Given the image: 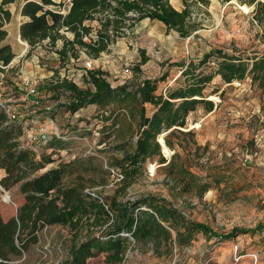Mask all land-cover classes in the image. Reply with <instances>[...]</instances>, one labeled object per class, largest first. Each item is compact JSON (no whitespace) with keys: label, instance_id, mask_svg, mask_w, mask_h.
Instances as JSON below:
<instances>
[{"label":"rangeland","instance_id":"374dc122","mask_svg":"<svg viewBox=\"0 0 264 264\" xmlns=\"http://www.w3.org/2000/svg\"><path fill=\"white\" fill-rule=\"evenodd\" d=\"M22 1L18 0L9 7L12 19L7 26L10 32L8 40L18 56L10 69L0 72V80L4 81L0 88L16 105L20 115L29 117L33 115V109L25 82L28 79L40 80L38 91L42 104L36 109L35 121L29 122L32 126L26 135L33 137L34 128L44 126L42 133L49 137L61 136L67 143L66 149L55 150V161L44 170L80 158L87 162L89 172L86 177L98 181L96 170L102 165L107 166L113 156H122L123 150L117 149L118 144L127 142L129 149L134 146L138 120H130L126 108L113 105L103 109L108 113H103V116L98 115L101 110L98 104L88 105L75 114L66 109H61L54 116L47 113L46 107L56 102L47 91L51 82L65 77L69 68L73 77V72L81 69L84 60L91 59V56L83 54L78 61H71L64 68L57 51L43 45L38 53L34 52L40 55V64L27 53L19 57L24 49L17 37L18 24L22 20ZM56 1L62 3L66 0ZM170 3L178 10L189 4L192 11L190 21L198 24L197 30L188 37H182L157 20L138 22L135 32L119 37L108 51L93 61L95 68L107 73V80L113 87L135 82L133 68L140 63L141 50L150 57L141 66L142 75L165 77L159 83V92L182 85V81L177 80L181 67L175 63H198L211 49H222L243 57H253L264 51V28L254 21L250 13L252 7L246 5L247 9H244L236 1L222 3L220 0H208L203 5L190 0H170ZM97 24L87 22L91 26ZM64 34L71 36L70 32ZM217 61L212 58L203 66V71L213 72L218 66ZM74 81L81 87L85 86V78L81 76L75 75ZM204 92L205 99L215 103L213 111L207 112L201 104L191 112L186 126L178 128L186 134L175 132L170 136L175 149L168 147V152H165L162 146L166 163L157 159L148 161L141 175L128 188L126 198L134 200L152 194L167 199L189 221L205 223L219 235L234 228L247 232H238L231 239L222 241L218 237L209 240L207 234L199 231L192 243L185 246L177 244L175 231H172L173 238L169 243L160 245L153 240L138 245L132 240L124 261L119 264H264V76L256 79L250 73L241 82L225 83L217 75ZM113 109V119L105 122V116ZM152 110L153 107L147 105V114ZM166 134L160 136L164 138ZM41 145L43 143L35 144L38 152L45 150ZM51 151V148L46 149L47 153ZM172 159H175L177 167L183 166L196 175L190 189L188 180L168 173L166 164ZM4 173L0 170V179ZM74 176L68 175L67 182ZM117 181L111 175L105 188L96 186L92 189H105L106 193L112 194L118 187ZM205 184L208 185L206 189ZM6 195L10 196L7 201ZM23 201L17 186L5 189L0 184V212L5 219L15 215ZM71 239L72 234L66 226L45 227L39 233V241L13 264L60 262L68 256ZM88 264L111 263L107 262L106 252H97L88 259Z\"/></svg>","mask_w":264,"mask_h":264},{"label":"trees","instance_id":"16d2710c","mask_svg":"<svg viewBox=\"0 0 264 264\" xmlns=\"http://www.w3.org/2000/svg\"><path fill=\"white\" fill-rule=\"evenodd\" d=\"M187 0H185L186 2ZM197 4H207L208 0H190ZM231 3L233 0H220ZM240 6L252 7L250 12L254 21L264 28V0H235ZM18 0H0V71L1 66L9 65L18 55L8 40L6 25L12 19L10 6ZM54 0H26L21 7V15L27 19L20 25V37L29 45V54L39 46L48 45L56 50L62 62L78 58L82 49L92 58H99L108 51L128 28L135 32L138 22L144 19L157 20L167 29L188 37L197 30L198 24L191 23L192 11L189 4L182 10L176 9L170 0H71L65 15L55 9ZM133 13V14H131ZM87 22H97L96 26ZM70 32L71 36L64 33ZM47 40V44L44 41ZM62 44L57 47V41ZM43 49V48H42ZM212 58L217 59V68L205 73L203 66ZM150 57L141 50V60L134 68L135 82L113 87L107 80V73L95 68L87 71L85 86H79L68 79H56L48 87L58 104L47 111L54 116L61 109L75 114L88 105H99V116L109 105L126 108L129 119L137 118V140L132 148L127 142L117 145L122 156L111 158L107 166L96 171L99 180L88 179L89 172L84 159L77 158L67 163H53L55 150H64L67 143L61 136L53 135L48 140L25 145L26 121H8L5 109L0 106V170L5 173L0 184L5 189L18 187L24 201L18 206L16 214L5 219L0 212V264H13L21 259L31 245L39 241L42 229L53 225H63L72 234L68 256L60 262L38 264H88V259L97 252L107 253V262L119 264L124 261L132 240L144 245L150 240L159 245L169 243L172 231L176 232V242L180 246L189 245L196 232H204L208 239L218 237L225 241L236 233L247 232L234 228L227 234L219 235L205 224L189 221L167 199L155 195L130 200L126 198L128 188L141 175L148 161L157 159L166 163L159 141L161 134L167 132L164 141L167 147L175 149L170 136L185 127L188 115L203 104L207 112L213 111V100L205 99V89L215 76L220 75L225 83L243 81L248 74L256 79L264 76V51L253 57L229 54L222 49H211L203 54L198 63L185 61L175 63L181 67L177 80L182 85L159 92L160 78L143 77L141 66ZM65 64V63H63ZM64 98V99H62ZM62 100L64 102H62ZM147 105L153 110L147 114ZM115 109L105 116V122L112 120ZM48 114V115H49ZM43 143L45 150L38 152L35 144ZM53 151L47 153L46 149ZM169 174L188 180L190 189L196 175L189 169L177 167L175 159L166 164ZM44 170V171H43ZM75 175L67 182L68 175ZM111 175L118 181L114 193L93 187L109 184ZM205 189L208 185H204ZM264 225L262 226V232Z\"/></svg>","mask_w":264,"mask_h":264},{"label":"built area","instance_id":"2783aa9c","mask_svg":"<svg viewBox=\"0 0 264 264\" xmlns=\"http://www.w3.org/2000/svg\"><path fill=\"white\" fill-rule=\"evenodd\" d=\"M54 1H55L56 5H49L48 8L55 9L60 14L65 15L67 13V11H68V6H69L71 0H66V1H64L62 3H57L56 0H54ZM131 14H133V13H131ZM132 33H133V31L131 29L125 28L124 29V34H122V35L129 36ZM18 41L24 47V49L22 50V52L19 55V57H23V55L25 53H27L29 56H32L33 60H36V62L40 64V55L37 54L38 53L37 51L39 49H41V46H39L38 49L36 51H34V52H37V53L32 52V54H29V45L25 41H23L20 36H18ZM44 44H47V40L44 41ZM61 44H62V41L58 40L56 46L59 47ZM50 49H52V48L50 47ZM83 54L84 55H88L86 50L82 49L80 51V56L78 58H70V60L67 61V62H62L61 61L62 65L64 66V68L68 67L70 65L71 61H78L82 57ZM58 56H59V54H58ZM94 60H96V59H94L92 57H91V59L89 58L88 60H84L82 68L78 69L76 72H73V77L70 76V70L71 69L69 68L68 69V74L65 77H62L60 79L61 80L68 79L69 81H72V82L76 83L74 81L75 75H78V76H81V77L85 78V76L87 75V71L88 70L95 69V66H93V61ZM14 61H15V59L9 65L1 66L4 69V71H0V72L1 73H5L8 69H10L12 67V64L14 63ZM63 63H65V64H63ZM3 82H4L3 80H0V85ZM54 82H56V81H54ZM40 84H41V81L38 80V79H28L25 82V86L27 88L28 96L31 98V106H32L31 108L33 109L31 111L33 113V115H31V117H32L31 122L35 121V120H33V118L36 117V114H37V113H35L36 109H38L41 106V104H42V99L39 96V91H38ZM59 102L60 101L53 102L51 105L46 107L47 108L46 110L47 111L51 110L54 107V105L58 104ZM62 102H64V101L62 100ZM0 106L5 109V112H6L7 116H8V121L19 120L21 118L22 119L26 118L25 115H23V116L20 115V112L17 111L16 105H14L13 103L10 102V98H8V97H6L4 95L3 89H1V88H0ZM38 116H40V115L38 114ZM28 124H29V122L26 121L25 126L28 125ZM43 127L44 126H41L40 128L35 127L34 128L35 135H33V137H32V135H29V136L26 135L27 130H29L31 128V126L30 127L26 126L25 127V135L22 137V141L24 142V144L25 145H32L34 142H39V141H45L46 142V140L49 139V136H47L46 133H42L41 132V131L44 130ZM263 233H264V230H263ZM253 257L256 260L258 259L256 254H254Z\"/></svg>","mask_w":264,"mask_h":264},{"label":"crops","instance_id":"0c3cea01","mask_svg":"<svg viewBox=\"0 0 264 264\" xmlns=\"http://www.w3.org/2000/svg\"><path fill=\"white\" fill-rule=\"evenodd\" d=\"M26 2V0H23L21 3H20V10H21V7L24 5V3ZM21 13V12H20ZM27 18L26 17H24V16H22V20L19 22V24H18V28H17V31H18V35H17V37L20 35V25H21V23H22V21H24V20H26ZM158 22H160V21H158ZM160 23H162V22H160ZM10 23H8L7 25H6V27L9 25ZM163 24V23H162ZM165 25V24H164ZM165 27H166V25H165ZM167 28V27H166ZM176 32V31H175ZM8 33H10L9 32V30H8ZM9 37V36H8ZM13 46V45H12ZM23 46V45H22ZM13 49H14V51L16 52V53H18L17 52V50L14 48V46H13ZM143 77H149V76H145L144 74H143ZM150 78V77H149Z\"/></svg>","mask_w":264,"mask_h":264},{"label":"bare ground","instance_id":"6f19581e","mask_svg":"<svg viewBox=\"0 0 264 264\" xmlns=\"http://www.w3.org/2000/svg\"><path fill=\"white\" fill-rule=\"evenodd\" d=\"M241 7L244 8V9H247V6H246V5H241ZM159 141H160L161 145L163 146V149L165 150V152H168V147H167V145L165 144V141H164V139H163L162 136L159 137ZM167 154H168V153H167ZM154 167H155V165L152 164V165H151V168L154 169ZM5 199H6V201L8 200L7 195L5 196Z\"/></svg>","mask_w":264,"mask_h":264},{"label":"water","instance_id":"95a60500","mask_svg":"<svg viewBox=\"0 0 264 264\" xmlns=\"http://www.w3.org/2000/svg\"><path fill=\"white\" fill-rule=\"evenodd\" d=\"M234 2H235V0L231 1V3H234ZM7 198H8V200H9V199H10V196L7 195Z\"/></svg>","mask_w":264,"mask_h":264}]
</instances>
